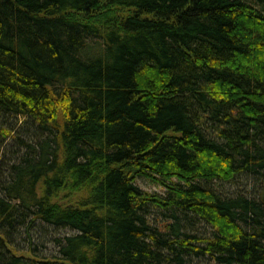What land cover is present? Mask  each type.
Here are the masks:
<instances>
[{
  "label": "trees",
  "instance_id": "1",
  "mask_svg": "<svg viewBox=\"0 0 264 264\" xmlns=\"http://www.w3.org/2000/svg\"><path fill=\"white\" fill-rule=\"evenodd\" d=\"M0 264H264V0H0Z\"/></svg>",
  "mask_w": 264,
  "mask_h": 264
},
{
  "label": "rangeland",
  "instance_id": "2",
  "mask_svg": "<svg viewBox=\"0 0 264 264\" xmlns=\"http://www.w3.org/2000/svg\"><path fill=\"white\" fill-rule=\"evenodd\" d=\"M137 187L146 193L149 194H158V195H164V191L165 188H163L162 186L156 185L151 183L150 181L146 180V179H138L137 183H136ZM217 190H220L221 192H226L229 194L232 193H237L240 191H244V192H255L256 191V185L254 183H252L251 181L245 179V178H237V180L235 182L232 183H218L215 185ZM152 215L150 216L152 222H156L158 224L164 222L163 217L161 215H159V213L157 212V210L153 209L152 210ZM48 227L46 226H42L41 228H37L35 230L36 234L33 236L34 238V242L36 243H44L45 247H43V249H40V255L42 256H46V255H50V253H52V249L53 246L47 242L49 241L48 239L50 238V230H48ZM195 232L197 231V233L199 234H203L205 235L208 232V228L202 224L197 223V225L194 227ZM64 233L67 234H71L73 232H70L68 230H61L57 232V235H62ZM18 243H20L21 245H23V243L19 240ZM27 256L29 255L28 253L26 254Z\"/></svg>",
  "mask_w": 264,
  "mask_h": 264
}]
</instances>
